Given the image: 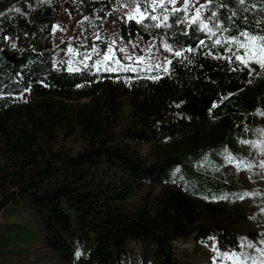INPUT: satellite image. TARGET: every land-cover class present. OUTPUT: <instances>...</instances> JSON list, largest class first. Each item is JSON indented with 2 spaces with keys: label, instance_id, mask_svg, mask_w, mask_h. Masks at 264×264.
I'll return each mask as SVG.
<instances>
[{
  "label": "trees",
  "instance_id": "16d2710c",
  "mask_svg": "<svg viewBox=\"0 0 264 264\" xmlns=\"http://www.w3.org/2000/svg\"><path fill=\"white\" fill-rule=\"evenodd\" d=\"M62 1L0 0L16 9L0 19V208L29 211L66 262L122 264L139 241L140 264H186L172 240L204 236L213 224L227 231L214 200L240 196L221 157L264 112V68L234 50L248 34L264 39V0H208L213 33L182 8L165 25L122 18V39L162 35L170 44V60L152 75L54 67L51 15ZM72 1L99 17L115 3ZM16 33L27 43L14 61L2 46ZM71 138L82 147L67 148ZM141 142L152 143L155 160L141 156ZM144 186L146 199L130 202ZM230 211L238 216L234 201ZM13 224L14 234L37 240L31 226Z\"/></svg>",
  "mask_w": 264,
  "mask_h": 264
},
{
  "label": "rangeland",
  "instance_id": "374dc122",
  "mask_svg": "<svg viewBox=\"0 0 264 264\" xmlns=\"http://www.w3.org/2000/svg\"><path fill=\"white\" fill-rule=\"evenodd\" d=\"M137 6L144 18L154 16L156 19L152 20L160 25L167 24L172 9L182 8L186 21L196 22L209 33L215 30L206 13L208 0H187V4L185 0H115L103 17L80 8L77 2L63 0L51 15V43L56 48L53 66L68 70L139 71L149 75L161 69L172 56V50L165 48V45L171 46L162 35L148 38L135 35L129 39L120 36L118 23L122 18L128 19L129 15H136L135 20L140 18L134 11ZM15 10V7L1 4L0 19ZM194 17L197 18L193 20ZM247 37L245 47L234 50L235 57L245 56L250 49L258 52L264 46L261 33H251ZM251 37H256V41ZM5 41L2 47L18 52L27 38L21 33L12 37L6 34ZM106 55L110 59L106 60ZM248 65L253 70L261 68L253 61ZM251 121L246 136L237 137L221 157L222 169L230 173L232 187L240 193L236 200H214L224 221H229L228 229L224 231L213 224L204 236L192 233L173 239L174 254L186 264H264V112L257 110ZM204 125L209 126L208 122ZM65 146L75 151L82 147V142L71 138L65 141ZM138 150L148 161L157 158L151 142L139 143ZM148 193V186L137 188L129 201L143 202ZM233 201L237 206L236 218H232L234 214L230 211ZM15 222L31 226L37 240L31 244L32 238L14 234ZM0 234V264H76L64 261L49 249L35 218L26 209L19 212L13 208V203L0 208ZM130 245L132 254L122 264H140L141 243L131 241Z\"/></svg>",
  "mask_w": 264,
  "mask_h": 264
},
{
  "label": "snow or ice",
  "instance_id": "6c2138e0",
  "mask_svg": "<svg viewBox=\"0 0 264 264\" xmlns=\"http://www.w3.org/2000/svg\"><path fill=\"white\" fill-rule=\"evenodd\" d=\"M161 2H163V0H161ZM173 2H174V0H173ZM238 2L240 4H243L245 2V0H238ZM185 3L187 4V0H185ZM134 11L140 17L139 19H137V23H141L143 21V19H144V14L140 11L139 6H137V8ZM175 11H180V9H176ZM128 18L129 19H136V15H129ZM149 18L150 19H153V20L156 19V17H154V16H151ZM196 18L197 17H194L193 20H195ZM85 19H87V17H85ZM165 19H167V18L165 17ZM242 35H247V33H242ZM256 39H257L256 37H251V40L253 42H255ZM201 43H203V42H201ZM216 43H220V41H216ZM241 47H245V45H241ZM165 48L167 50H169V51L172 50L168 45H165ZM190 50L191 49H189V51ZM180 54H181L180 52H176L175 53V55H177V56H179ZM105 59L106 60L107 59H110V57L106 55L105 56ZM236 59L240 60L245 65H247L249 61H253V62L259 64L261 66V68H264V46H261L259 48V51L258 52L257 51H254V50H251V49L250 50H247L246 53H245V56H237ZM117 63H118V61H117ZM157 67H159V65ZM165 71H167V69H165ZM213 106L215 107V105H213ZM245 195H247V193H245ZM240 198L242 199L243 196H241Z\"/></svg>",
  "mask_w": 264,
  "mask_h": 264
},
{
  "label": "water",
  "instance_id": "95a60500",
  "mask_svg": "<svg viewBox=\"0 0 264 264\" xmlns=\"http://www.w3.org/2000/svg\"><path fill=\"white\" fill-rule=\"evenodd\" d=\"M2 52H3V55L6 58H8L10 60H14V61L17 60V56L15 55V52L14 51L13 52H9L7 48L3 47L2 48Z\"/></svg>",
  "mask_w": 264,
  "mask_h": 264
}]
</instances>
